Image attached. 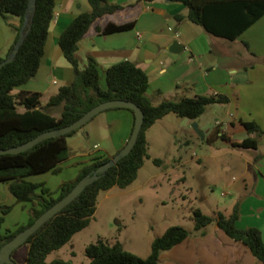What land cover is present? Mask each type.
Wrapping results in <instances>:
<instances>
[{
	"label": "crops",
	"instance_id": "crops-1",
	"mask_svg": "<svg viewBox=\"0 0 264 264\" xmlns=\"http://www.w3.org/2000/svg\"><path fill=\"white\" fill-rule=\"evenodd\" d=\"M110 2L123 9L99 18L79 42L81 68L87 66L89 57L95 58L99 65L100 85L107 89V70L111 66L123 61L135 62L149 76L147 94L156 106L164 101L198 96L229 98L228 103L209 106L205 114L195 121L175 114L159 120L146 134L149 151L158 144V133L167 129L169 124L179 125L182 138L178 143L179 166L193 161L201 165L215 161L225 196L232 200L230 210L218 208L215 213L230 216L235 206L240 205L237 227L258 228L264 239V15L237 40L230 41L210 34L187 18L178 20V16L186 17L189 12L179 2ZM90 11L88 0H55V17L41 66L36 76L16 88L14 94L22 91L40 93L44 106L62 86L73 83L74 70L59 41L74 19ZM130 22L134 23L131 30L111 34L100 31L110 23L121 25ZM19 24L17 16L0 15V59L7 57L15 43V27ZM176 40L184 45L183 50L171 49ZM195 122L198 131L193 127ZM251 122L261 128L262 135L248 131L245 123ZM134 125L135 114L128 109L115 108L100 113L68 139L71 158L62 164L59 174L48 172L28 179L45 183L53 192L58 191L63 182L74 180L80 170L91 165L97 157H114L119 153L128 143ZM217 131L220 133L213 139ZM223 134L227 140L221 138ZM248 138L257 140V149L233 146V143H241ZM197 146L202 147L204 153H193L191 157L192 149ZM33 206L31 202L19 203L9 189V183H0V217L3 215L2 207H12L5 215L2 233L27 225ZM235 244V256L240 258L248 247L236 241Z\"/></svg>",
	"mask_w": 264,
	"mask_h": 264
},
{
	"label": "trees",
	"instance_id": "trees-1",
	"mask_svg": "<svg viewBox=\"0 0 264 264\" xmlns=\"http://www.w3.org/2000/svg\"><path fill=\"white\" fill-rule=\"evenodd\" d=\"M91 11L78 16L62 34L59 45L65 58L74 70L71 85L62 86L46 105L41 104V94L14 90L34 78L41 66L49 31L55 17V0H36L32 14L28 8L30 0H0V15L10 14L20 18L15 27L16 39L7 57L14 50L26 17L29 16L30 29L17 57L0 71V149H9L25 144L42 133L73 124L95 106L110 100H124L139 106L144 114V125L139 140L131 153L120 160L99 180L86 190L58 215L41 227L24 245H29L26 264H69L64 260L47 262L48 256L67 245L73 237L86 229L94 219L99 196L115 187L127 189L137 180L139 171L150 159L147 131L169 114L181 118L197 120L214 104H225L229 98L222 96H198L178 101H164L154 105L149 98V76L135 62L123 61L107 70L108 88L100 85L99 65L89 57L87 66L82 69L78 58L79 42L92 25L107 14L123 9L110 0H88ZM188 8L187 18L194 24L204 27L210 34L230 41L237 40L247 29L264 15V0H172ZM134 23L116 25L110 23L100 29L103 34L131 30ZM247 46H249L246 43ZM6 57V58H7ZM1 58L0 64L6 59ZM134 113L133 110L128 109ZM135 114V113H134ZM250 133L262 135L263 131L254 122L245 123ZM82 129V128H81ZM79 129V130H81ZM79 130L63 136L40 142L30 150L18 154L0 155V183H9L11 193L19 203L31 202L30 221L16 230L2 233L5 215L12 207H2L0 217V250L20 232L30 227L57 202L68 195L88 174L93 173L112 157H97L94 162L83 167L78 176L61 184L58 191H51L45 183H35L28 178L52 172L59 174L62 164L71 158L68 139ZM134 130V128H133ZM217 131L212 137L217 138ZM221 138L227 140L223 134ZM234 147L257 149L256 139L248 138ZM161 165L160 159H155ZM57 194V196H56ZM195 228L202 231L216 223L232 240L247 246L259 262L264 263V239L258 228L240 229V205H236L230 216L222 212L215 217L196 209L193 214ZM205 235V232H203ZM190 232L181 226H172L152 245L151 254L141 258L126 250L121 243L108 244L100 241L90 244L86 253L90 264H160L161 254L186 241Z\"/></svg>",
	"mask_w": 264,
	"mask_h": 264
},
{
	"label": "rangeland",
	"instance_id": "rangeland-1",
	"mask_svg": "<svg viewBox=\"0 0 264 264\" xmlns=\"http://www.w3.org/2000/svg\"><path fill=\"white\" fill-rule=\"evenodd\" d=\"M179 130V125L172 123L158 133V144L149 151L151 158L145 161L134 186L102 192L91 224L51 253L47 262L60 259L69 264H90L86 249L100 241L111 245L119 242L126 250L147 258L158 237L172 226H181L190 232L189 238L163 252L160 264H264L248 248L237 258L235 241L216 223L196 230L193 219L196 209L215 217L218 208L230 210L232 200L225 196L215 161L205 165L193 161L179 166L178 143L182 141ZM193 153L202 155L204 150L197 146L191 157ZM155 159H160L161 165ZM28 252L29 245H23L12 258L17 264H26Z\"/></svg>",
	"mask_w": 264,
	"mask_h": 264
},
{
	"label": "water",
	"instance_id": "water-1",
	"mask_svg": "<svg viewBox=\"0 0 264 264\" xmlns=\"http://www.w3.org/2000/svg\"><path fill=\"white\" fill-rule=\"evenodd\" d=\"M35 7H36V0H30V4L28 8L29 14H32L34 12ZM28 25H29V16L26 17V20L24 22L18 42L14 50L11 52L9 57H7L0 64V71L5 65L11 63L17 57L22 45L25 42L26 36L30 32V29L27 30ZM184 48H185L184 45L179 40L174 41L171 47L172 50H176V49L183 50ZM115 108L131 109L135 113L134 130L132 132V135L128 143L125 145L123 149H121L119 153H117L114 157H112L108 162L101 165L93 173H90L87 176H85L68 195H66L63 199L57 202L48 211H46L41 217H39L36 220L34 224H32L30 227L20 232L15 238H13L10 242L5 244L0 250V264H17L12 258L14 252L17 249H19L21 246L27 243L30 237L34 235L41 227H43L48 221H50L61 211H63L68 205H70L74 200H76L86 190L88 186L99 180L102 175L106 174L112 167L116 166L121 159H123L124 157H126L131 153V151L133 150V148L135 147V145L139 140L144 125L145 114L139 106H137L132 102H128L124 100L105 101L92 108L90 111L85 113L80 119H78L71 125L42 133L33 140L25 144H22L20 146L9 149H3V150L0 149V155L18 154L25 152L27 150L32 149L40 142L46 139L63 136L73 131L79 130L85 127L100 113ZM193 127L196 131H198L197 122L193 124Z\"/></svg>",
	"mask_w": 264,
	"mask_h": 264
}]
</instances>
